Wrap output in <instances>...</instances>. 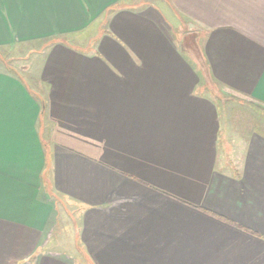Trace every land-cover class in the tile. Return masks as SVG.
Wrapping results in <instances>:
<instances>
[{"label": "crops", "instance_id": "0c3cea01", "mask_svg": "<svg viewBox=\"0 0 264 264\" xmlns=\"http://www.w3.org/2000/svg\"><path fill=\"white\" fill-rule=\"evenodd\" d=\"M24 45L25 75L0 61V264H264V136L227 163L205 91L264 107V0H0V49Z\"/></svg>", "mask_w": 264, "mask_h": 264}, {"label": "rangeland", "instance_id": "374dc122", "mask_svg": "<svg viewBox=\"0 0 264 264\" xmlns=\"http://www.w3.org/2000/svg\"><path fill=\"white\" fill-rule=\"evenodd\" d=\"M195 27L196 26L192 23L184 22L181 26L178 25V28H174L173 32L176 33L178 45L189 54L188 58L195 63L196 73L202 77L203 67L201 63L196 60L190 48L183 42L185 33L189 35L188 38L190 41L191 39L194 40L195 34L198 33ZM35 47L37 48L36 45H24L0 49V61L5 62L11 71L22 72L23 75H25V67L29 69L34 55V50L30 49ZM188 54H186V56ZM205 91L211 93L210 96L218 107L221 122L219 136L220 149L223 151L222 147L226 144L227 154L225 155V161H227V163L232 162V157L238 156V152L240 154L241 145L244 144L245 139L252 133H259L264 136V107L255 105L246 100L229 97L213 85H210ZM65 228H56V232L52 238L54 244L61 242H63L64 245H66V243H74V232L72 228Z\"/></svg>", "mask_w": 264, "mask_h": 264}]
</instances>
